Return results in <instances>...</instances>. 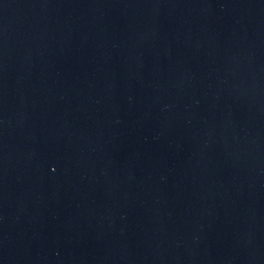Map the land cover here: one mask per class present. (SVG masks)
I'll use <instances>...</instances> for the list:
<instances>
[{
  "label": "water",
  "instance_id": "1",
  "mask_svg": "<svg viewBox=\"0 0 264 264\" xmlns=\"http://www.w3.org/2000/svg\"><path fill=\"white\" fill-rule=\"evenodd\" d=\"M0 264H264V0H0Z\"/></svg>",
  "mask_w": 264,
  "mask_h": 264
}]
</instances>
